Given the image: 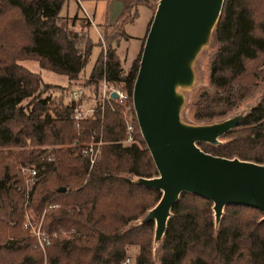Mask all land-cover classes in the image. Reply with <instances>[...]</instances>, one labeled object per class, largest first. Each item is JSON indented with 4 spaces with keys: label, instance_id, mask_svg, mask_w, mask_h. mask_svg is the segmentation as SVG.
Returning a JSON list of instances; mask_svg holds the SVG:
<instances>
[{
    "label": "trees",
    "instance_id": "trees-1",
    "mask_svg": "<svg viewBox=\"0 0 264 264\" xmlns=\"http://www.w3.org/2000/svg\"><path fill=\"white\" fill-rule=\"evenodd\" d=\"M65 1L0 0V264H122L130 245L138 248L132 264H154L153 223L140 219L160 192L135 182L157 175L137 126L135 142L122 144L120 107L109 99L75 129L71 102L42 96L50 86L18 63L34 59L39 69L68 81L78 78L93 44L87 33L74 29L76 14L70 28L56 24ZM157 1L120 0L115 22L102 25L106 47L83 84L94 95L102 79L130 93L141 49L122 72L110 43L128 38L123 26L134 19L136 6L155 9ZM112 29L114 36L109 35ZM209 43L207 83L185 97L181 113L186 111L188 123H211L236 114L255 98L217 144L196 145L211 155L264 164V0H223ZM99 138L89 163L81 147ZM24 165L36 171L28 190L27 175L20 171ZM211 207V201L196 194L178 196L154 243L156 264H264L263 213L226 205L215 223ZM25 209L42 214L41 227L48 234L43 251L21 229ZM13 253L21 254L9 256Z\"/></svg>",
    "mask_w": 264,
    "mask_h": 264
},
{
    "label": "water",
    "instance_id": "water-1",
    "mask_svg": "<svg viewBox=\"0 0 264 264\" xmlns=\"http://www.w3.org/2000/svg\"><path fill=\"white\" fill-rule=\"evenodd\" d=\"M222 3L158 0L142 43L131 103L157 175L138 177L135 182L160 192L140 219V223H153L154 243L159 242L170 208L182 192L211 201L215 223L226 205L256 208L264 220V164L211 155L196 145L217 144L244 113L203 124L181 119L184 92L195 80L193 63L209 42Z\"/></svg>",
    "mask_w": 264,
    "mask_h": 264
},
{
    "label": "rangeland",
    "instance_id": "rangeland-1",
    "mask_svg": "<svg viewBox=\"0 0 264 264\" xmlns=\"http://www.w3.org/2000/svg\"><path fill=\"white\" fill-rule=\"evenodd\" d=\"M114 4H115L114 0L111 1L102 0L97 2L94 6V16H91L92 15L91 11L87 7L89 5H87L86 3L82 5L81 0H68L67 2L63 3V5L59 10L58 17L56 19V24L61 27L66 26L70 28L71 27L69 25L71 24L70 19L73 15L76 14L78 18L77 21L73 23V27H77V30H79L82 33L83 32L87 33L93 46L91 48L90 55L88 57L86 64L82 68L78 78L74 81H68L64 75H59L45 69H39L37 62L34 59L20 60L18 63L21 66L25 67L27 70L33 73L38 74L41 79V82L43 84H47L48 86H50V88L46 89V91L42 93V96L49 95L52 98L60 97L61 102L65 104L71 102L69 91L73 88L82 87L84 91L88 94L87 97L85 98L86 104L88 103L89 106L90 105L93 106V104L96 105L95 99L99 97L98 94L100 93V88H98L97 90V95H94L93 89H91V87L88 86L87 87L83 86V84L100 50L104 51V48L106 47V46L104 47L103 41L101 43L98 40L100 34L102 36V28L96 25V23L103 21L104 17L109 20L114 19L115 17ZM153 12H154L153 8L149 10L147 7L143 5L136 6L135 8L136 15L132 20V23L125 25V31L130 35V39L127 40L123 36H121L120 38L118 37L119 39L117 44L110 43L111 47L115 48V51L117 52L121 60L122 72H125L127 70L131 60L137 56L138 51L141 49L145 36L144 34L145 27L149 19L152 18ZM65 15H70L71 17H66ZM111 32L112 33L109 35L112 36H114L117 33V31H114L113 29ZM211 49L212 47L209 43L201 50V52L196 57L193 63V70L195 74L194 84L191 89L186 90L184 92L185 97H189L198 88L206 85L207 64ZM255 100L256 99L253 98L251 101H248L247 103L243 104L236 111V113L238 112L245 113L246 111H248V109L253 105ZM181 119L184 122L190 121L188 119L186 111H184V114L183 112L181 113ZM75 129H77V126L75 127ZM88 143H90V141L83 144V147ZM75 145H78V143L75 142V144H72L71 146H75ZM52 147L53 146L51 145L46 146V149L50 150ZM28 167L31 166L29 165L20 166V171L22 173H27L26 168ZM25 184L28 187L31 186L27 183V180H25ZM25 205H26V201L24 202V208H26ZM41 224H42V214L39 216H34L30 210L25 209L23 221L21 223L22 226L21 229H25L27 231L29 236L34 240L35 245H36V241H35V237H33L32 235V230L35 228H39L43 232L47 233L45 230L42 229ZM134 224H135L134 221L130 222V225H134ZM60 234L63 236L65 232L64 233L61 232ZM50 235L54 236V233ZM44 247L45 246H43L42 249H40L39 247L38 248L41 251H43ZM137 250H138L137 246L134 245L127 246V260H128L127 264L133 263V259L137 254ZM18 254L21 253H13V254H9V256H17ZM150 258L153 261V263L156 264V246L154 245V243H152V234H151Z\"/></svg>",
    "mask_w": 264,
    "mask_h": 264
},
{
    "label": "built area",
    "instance_id": "built-area-1",
    "mask_svg": "<svg viewBox=\"0 0 264 264\" xmlns=\"http://www.w3.org/2000/svg\"><path fill=\"white\" fill-rule=\"evenodd\" d=\"M99 41L102 43L101 35L98 37ZM100 93L99 97L95 99L96 105H99V111L101 112L103 103L108 101L109 99H113L115 103L120 107V113L123 119L124 125V137L120 141L122 144H131L135 142L133 137V133L135 130V116L132 109L131 103V91L128 93L122 87L110 84L106 82L104 79L101 80L100 83ZM114 93L115 97L112 98L111 94ZM87 93L84 91L82 87L73 88L69 91V96L71 100V114L70 118L73 121L74 125H78V122L81 120L91 116L96 110V105L89 106L86 104L85 98L87 97ZM101 143V139L99 138L96 143H88L81 149V153L86 155L89 159V163L93 162L95 157V153L97 152V146ZM95 146V149H93ZM27 175V183L32 185L36 171L32 167L26 168ZM28 189V186H26ZM32 235L35 237L36 245L42 249L44 245L48 244V234L40 230L39 228H35L32 230ZM127 259L122 262V264H127Z\"/></svg>",
    "mask_w": 264,
    "mask_h": 264
},
{
    "label": "crops",
    "instance_id": "crops-1",
    "mask_svg": "<svg viewBox=\"0 0 264 264\" xmlns=\"http://www.w3.org/2000/svg\"><path fill=\"white\" fill-rule=\"evenodd\" d=\"M68 0H66L65 2H67ZM99 1H102V0H81V3H82V5H84V3H86L87 5H89V6H87L88 7V9L91 11V16H94V6H95V4L97 3V2H99ZM107 1V0H106ZM109 1H111V0H109ZM115 1V4H114V8H115V17H114V19H111V20H109V19H107V18H105L104 17V20L103 21H101V22H98V23H96V25H98V26H100V28H102V25L105 23V24H113L114 22H115V20L117 19V17L119 16V13H120V11H121V9H122V4H121V2H120V0H114ZM87 9V10H88ZM66 17H71L70 15H65ZM64 17V16H63ZM129 23H132V21L131 22H127V23H125L124 24V26H123V29H124V32L128 35V38H127V40H129L130 39V35L125 31V25L126 24H129ZM97 26V27H98ZM147 26V25H146ZM74 29H76L77 30V27H74ZM145 31H146V27H145ZM145 31H144V34H145ZM88 32V31H87ZM101 35V34H100ZM142 37V36H141Z\"/></svg>",
    "mask_w": 264,
    "mask_h": 264
}]
</instances>
